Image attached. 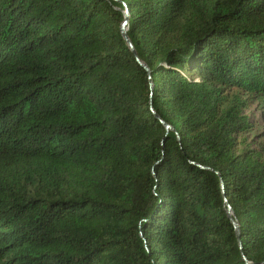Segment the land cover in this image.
<instances>
[{"label":"trees","instance_id":"1","mask_svg":"<svg viewBox=\"0 0 264 264\" xmlns=\"http://www.w3.org/2000/svg\"><path fill=\"white\" fill-rule=\"evenodd\" d=\"M258 100L264 0H0V264H264Z\"/></svg>","mask_w":264,"mask_h":264},{"label":"rangeland","instance_id":"2","mask_svg":"<svg viewBox=\"0 0 264 264\" xmlns=\"http://www.w3.org/2000/svg\"><path fill=\"white\" fill-rule=\"evenodd\" d=\"M264 106L263 102L255 101L247 111L252 114L254 120L258 122L257 127L250 133L248 136L250 138L264 139V134L262 132L264 130Z\"/></svg>","mask_w":264,"mask_h":264},{"label":"water","instance_id":"3","mask_svg":"<svg viewBox=\"0 0 264 264\" xmlns=\"http://www.w3.org/2000/svg\"><path fill=\"white\" fill-rule=\"evenodd\" d=\"M125 14H126L125 20L122 22V32H123L125 38L128 40V43H129L130 47L136 52V49H135V47H134V45H133V43H132V41H131V39L129 38V35H128V33H127V29H128V27H129V25H128V20H129V10H128V8L125 9ZM165 124H166V126H167L169 129H170V128L173 129V126H172L171 124H169V123H165ZM228 213H229L230 216H231V214L233 213V210H232V208H231V205H229ZM233 222L235 223V226L237 227L238 235H240V233H239V223H238V221L235 220V219H233Z\"/></svg>","mask_w":264,"mask_h":264}]
</instances>
